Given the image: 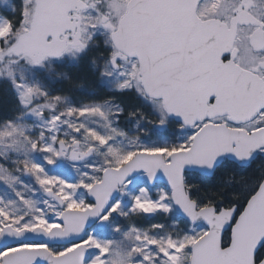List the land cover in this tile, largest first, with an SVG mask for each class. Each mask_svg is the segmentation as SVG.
<instances>
[{
  "label": "snow or ice",
  "instance_id": "snow-or-ice-1",
  "mask_svg": "<svg viewBox=\"0 0 264 264\" xmlns=\"http://www.w3.org/2000/svg\"><path fill=\"white\" fill-rule=\"evenodd\" d=\"M0 10V264H264V0Z\"/></svg>",
  "mask_w": 264,
  "mask_h": 264
},
{
  "label": "rangeland",
  "instance_id": "rangeland-1",
  "mask_svg": "<svg viewBox=\"0 0 264 264\" xmlns=\"http://www.w3.org/2000/svg\"><path fill=\"white\" fill-rule=\"evenodd\" d=\"M15 3H19V0H13ZM3 15L7 17H11V13L8 11L0 10ZM69 73L70 76H72L74 82L83 81L85 84V88L81 89L79 87H75L68 84H57L55 87L58 90L65 91L71 95L73 100H75L77 103L80 101H87L89 99L88 95L86 94L87 91H89V84L93 82V77L90 73V71L87 69L86 66H82L81 68H74V67H68L64 69ZM123 103L125 106H130L134 103V101L131 98H122ZM6 108L5 100L3 96H0V114H3L4 110ZM138 224L142 226L147 225V221H137Z\"/></svg>",
  "mask_w": 264,
  "mask_h": 264
}]
</instances>
